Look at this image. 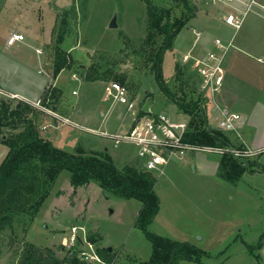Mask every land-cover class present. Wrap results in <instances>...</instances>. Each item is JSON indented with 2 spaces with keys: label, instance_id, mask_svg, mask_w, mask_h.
Here are the masks:
<instances>
[{
  "label": "rangeland",
  "instance_id": "374dc122",
  "mask_svg": "<svg viewBox=\"0 0 264 264\" xmlns=\"http://www.w3.org/2000/svg\"><path fill=\"white\" fill-rule=\"evenodd\" d=\"M154 1L164 7H172L173 16H181V0ZM189 1L198 8L195 0ZM249 2L237 0L230 6L223 3L210 5L222 17L230 11V7L246 10ZM205 9L213 10L211 7ZM115 16L118 28L111 29L109 25ZM213 23L209 19L198 28L202 33L198 46L207 36L211 41L221 37L218 31L209 29ZM149 24L147 8L142 0H74L70 9L58 11L54 42L46 52L49 56L46 60L52 62L51 77L58 66L62 67L58 76L51 78L53 85L49 87V92L56 98L54 105L58 107V113L53 115L37 108L29 112L40 136L45 135L43 127L50 118L61 123L58 129H50L46 133L55 147L67 152L75 148L74 153L83 156L110 158L121 170L128 167L143 170L132 147L123 145L117 149L112 140L103 137L107 142H99V136L79 126L78 121L69 118V114L76 113L80 108L89 118L87 122L91 128H102L105 119L102 114L124 109L120 104L117 108L113 107L112 104L117 103L106 97L107 86L116 82L128 88L130 95L138 100L141 110L165 112L172 121L190 120L182 112L179 102L182 87L187 91L190 90L188 86L192 89L196 71L191 63L183 64L178 55H181V35L176 40L179 52L174 50V41L173 48L165 53L163 61L164 82L175 97L171 98L162 92L152 71L150 56L154 46L147 40ZM218 24L226 26L231 37L234 35V44H246L245 50L251 53L249 55L264 53V0L254 1L237 32L223 21ZM157 40L161 42L160 38ZM94 76L101 80L91 82L86 79ZM73 91L77 93L73 94ZM198 95L202 96L201 104L208 117L212 116V98L197 90L194 97L197 100ZM4 96L0 90V98ZM45 102L51 108L50 101ZM262 105L260 109L264 111V102ZM113 119L118 127L120 123L116 115ZM128 119L126 116L122 121L126 126ZM261 120L260 129L263 130L264 114ZM64 122L66 124H62ZM122 122L119 127L124 129ZM2 132L16 134L10 128L2 129ZM76 138L79 141L75 147ZM232 144L235 145V142ZM197 156L201 158V168L207 170L205 174L193 173L189 168V173L176 178L174 170L181 164L175 163L156 178L155 191L161 199V208L149 231L201 249L204 251L202 264H264V245L258 247L264 237V190L258 188L260 183H254L252 188L237 186L235 179L229 178L226 170L222 169L223 156L203 151ZM263 156L264 153L238 161L251 173L264 172L260 162ZM217 160L219 177L210 170L213 171ZM48 188L50 194L34 218L31 209L14 214L11 225L0 229V264H18L27 245L41 250L50 248L64 260L67 251L62 249V241L70 237L73 226L85 228L98 252L111 247L114 264H141L150 260L152 244L136 224L142 207L138 200L114 195L95 181L74 188L67 171L62 172Z\"/></svg>",
  "mask_w": 264,
  "mask_h": 264
},
{
  "label": "trees",
  "instance_id": "16d2710c",
  "mask_svg": "<svg viewBox=\"0 0 264 264\" xmlns=\"http://www.w3.org/2000/svg\"><path fill=\"white\" fill-rule=\"evenodd\" d=\"M142 1L146 5L150 21L147 40L154 46L150 56L153 74L162 92L175 98L164 82V55L173 48L176 37L194 17L196 10L189 0H181V16L177 17L173 16L172 7H164L154 0ZM157 38H160L161 42H158ZM60 70L62 67L58 66L53 79L58 76ZM86 79L91 82L101 80L97 76ZM194 86L196 81L192 89L188 86L189 91L183 87L181 90L183 93L179 106L182 112L190 117L185 140L202 148L231 145V139L225 133L209 125L208 114L201 104L202 96L198 95V100L194 98L198 90L194 89ZM49 89L41 101L46 105L45 101L49 100L54 111L56 98ZM2 92L5 96L0 98V141L8 146L9 152L0 167V229L11 225V216L14 214L25 213L31 209L34 218L50 194L48 186L54 184L62 172L67 171L74 188L95 181L105 191L125 199L138 200L142 204L136 224L151 242L153 251L150 260L141 264H202L204 251L201 249L190 243L171 240L149 231V226L161 208V199L155 191V176L135 168L121 170L107 157L83 156L55 147L36 130L35 122L29 114L35 107L30 103L12 99L8 93ZM9 128L16 131V134L8 135L2 132V129ZM223 157L222 169L226 170L229 178L234 180L247 170L237 159ZM263 245L264 237L258 247ZM98 253L105 261L113 262L108 248ZM63 263L81 264L76 256L67 255L61 260L50 248L41 250L27 245L18 264Z\"/></svg>",
  "mask_w": 264,
  "mask_h": 264
},
{
  "label": "crops",
  "instance_id": "0c3cea01",
  "mask_svg": "<svg viewBox=\"0 0 264 264\" xmlns=\"http://www.w3.org/2000/svg\"><path fill=\"white\" fill-rule=\"evenodd\" d=\"M195 2L198 3L196 14L176 37L174 50L176 53L179 52L176 48V40L180 35L181 55H178L181 56V62L183 57L188 55L198 59L204 58L209 51L216 49L215 41L217 39H220L223 43L226 42V45L231 43V48L235 47L234 50L230 48L231 51L229 50L225 58V81L216 97V103L223 108H227L229 111L239 114L241 116L240 127L244 141L252 148L262 149L264 148V129L261 130L260 127L264 111H262L260 107L263 108L262 103L264 102V65L260 63L259 60L264 58V53L260 55H249L251 53L245 50L246 44H234V35L231 37V32L226 29V26L218 24L219 21L225 22L223 19L225 15L235 12V10L242 13L245 9L242 7H230V11L225 12L221 17V13L218 14L217 11H214L215 7L210 5V2H203L200 0H195ZM73 3L74 0L0 1V89L2 91L9 95H14L18 100L30 104H34L43 99L49 87L53 85V77H51L52 62L46 60V58L49 57L46 52L54 42L58 23V11L70 9ZM205 7H211L213 10L208 11ZM209 14L211 16H209ZM209 19L214 21L209 29L212 28V30L218 31L221 37H216L214 41H211L210 37L206 35L207 37L204 39L203 44L198 46L202 39V33L198 28ZM225 25L232 27L226 22ZM12 30H16L23 34L25 40L9 46L7 40ZM54 106V112L58 113V107H56V105ZM112 106L117 108L119 104H112ZM124 109H122L121 112H119V110H109L102 114L105 118L102 121L103 127L97 129L91 128L90 124L87 122L89 118L86 117L80 108L76 113L69 114V118L78 121V125L81 127L108 131L112 134H123L130 129L131 124L130 118L128 119V126L122 122L126 117ZM114 115H116L119 120V126L122 122L124 129L123 127L120 128L116 126L113 119ZM55 122L57 121L49 118V122L43 127V133L45 135L43 136L41 132L44 138L48 139L46 137L48 130L58 129L60 127L61 123L57 122V125H55ZM209 122L211 125L216 126L214 114L209 117ZM50 125L52 126L50 127ZM78 130L81 131L80 129ZM226 135L232 142L236 143L232 134L227 133ZM98 139L99 142H107V140L101 137ZM78 141V138H76L75 147ZM74 149L70 153H74ZM8 152V146L0 141V167ZM197 153L198 152H190L187 156V163H177L184 165H177L176 167L179 168L174 170L173 176L177 178L181 174L189 173V168L193 173H199L200 175L205 174L207 170L205 167L201 168V158L197 156ZM260 162L261 165L264 166V156L261 158ZM174 164L175 163L171 164L169 167ZM210 170L214 175L219 177L218 160L215 162L213 171L212 169ZM210 174L211 173H209V175ZM234 183L237 186H249L250 188H252V185L260 183L258 188L260 187V189L264 190V172L251 173L249 169H247L235 179Z\"/></svg>",
  "mask_w": 264,
  "mask_h": 264
},
{
  "label": "built area",
  "instance_id": "2783aa9c",
  "mask_svg": "<svg viewBox=\"0 0 264 264\" xmlns=\"http://www.w3.org/2000/svg\"><path fill=\"white\" fill-rule=\"evenodd\" d=\"M237 0H209L212 4L223 3L231 5ZM250 0L247 9L239 13L237 10L224 16V21L236 31L242 26L246 11L254 3ZM25 36L16 30L10 31L7 43L12 46L23 42ZM215 50L209 51L202 59L191 55L184 56L183 64L191 63L196 71V87L201 94L209 95L213 100V114L215 125L223 133L232 134L236 143L218 147H199L185 140L188 131V120L172 121L165 112L143 111L135 97L130 95L128 88L120 83H110L106 88V97L112 98L114 103L125 108V114L130 118V129L123 134H112L108 131L86 128L91 134L110 139L114 147L123 145L134 149L136 156L141 162L144 171L152 174L155 178L162 176L167 168L173 163H187V156L190 152H209L221 156H230L237 160H248L264 153V148L255 149L250 147L243 139L240 127L241 116L229 111L216 103V97L223 87L225 81V58L232 47V44L225 45L220 39L215 41ZM260 63L264 65V58ZM77 92L74 91L73 94ZM11 98L17 99L14 95ZM35 108L55 115V112L44 105L40 100L32 104ZM212 114V115H213ZM66 124V122L62 123ZM62 249L67 251L70 257H77L81 264H114L105 261L81 226H73L69 238L62 241ZM72 264V263H63Z\"/></svg>",
  "mask_w": 264,
  "mask_h": 264
},
{
  "label": "water",
  "instance_id": "95a60500",
  "mask_svg": "<svg viewBox=\"0 0 264 264\" xmlns=\"http://www.w3.org/2000/svg\"><path fill=\"white\" fill-rule=\"evenodd\" d=\"M194 8H195V10L197 11V6H196V5L194 6ZM109 27H110L111 29H116V28H118L117 16H115V17L112 19V21H111ZM55 125H57V122H55ZM108 250H109V252H112V248H111V247H109Z\"/></svg>",
  "mask_w": 264,
  "mask_h": 264
}]
</instances>
